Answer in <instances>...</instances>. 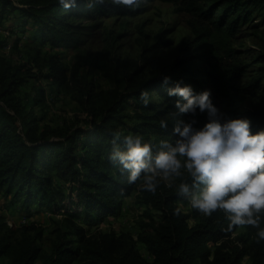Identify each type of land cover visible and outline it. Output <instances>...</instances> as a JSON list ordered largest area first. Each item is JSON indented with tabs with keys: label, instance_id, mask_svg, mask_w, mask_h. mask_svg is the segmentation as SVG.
<instances>
[{
	"label": "trees",
	"instance_id": "16d2710c",
	"mask_svg": "<svg viewBox=\"0 0 264 264\" xmlns=\"http://www.w3.org/2000/svg\"><path fill=\"white\" fill-rule=\"evenodd\" d=\"M161 1L172 3L178 11L191 16L193 41L198 39L192 47L188 45L191 60L166 75L170 78L167 84L163 83L165 76H160L111 93L103 108L91 111L90 125L86 128L41 126L39 119L17 96L24 78L11 69L0 72V188L4 195L10 196L12 204L20 203L26 211L46 206L54 214L63 212L71 218L82 214L85 220H90L115 214L123 197L135 191L137 202L146 207L147 213L156 211V218L150 216V231L138 238L151 261L141 256L135 247L136 241L125 234L102 233L89 242L83 238L80 228L76 229L79 246L71 244L61 234L43 257L36 243L39 232L36 237L25 236L13 243L4 236L0 238V259L7 257L9 264H35L38 259H41L40 264H242L243 257L248 256L249 264H264V240L258 241L256 235L248 234L243 240L245 244H235L230 237L239 225L229 230L223 211L202 216L192 226L188 219L197 215L182 210L179 215L174 214L178 203L187 200L178 191L182 178L176 179L174 188L161 181L153 194L143 190L139 180L128 184V171L109 159L115 139L113 133L119 135L121 146L124 136L143 135L153 144L154 150L162 140H175L171 132L160 127L162 110H156L151 101L145 105L141 91L156 90L161 96L169 97L168 87L179 81L182 85L190 84L194 92L199 93L201 84L197 77L203 75L206 78L201 79L202 83L211 81L223 97L236 103L255 95L264 78L263 65L258 76L239 82L250 64L235 58L232 49L224 47L223 51L210 41L213 33H219L223 39L234 37L255 14L264 21V0ZM86 6L81 0H76L75 6L69 8H64L59 0H0V19L14 14L16 29L23 31L25 25L30 24L34 29L33 39L42 45L75 46L79 40L73 36L71 27L74 24L68 17H85ZM97 6L100 11L111 14L127 12L133 15L136 12L135 8L107 2H97ZM257 60L264 62V46ZM205 64L218 69L220 75L214 79L206 71ZM47 68V78L64 83L65 66L49 60ZM226 87L233 89L234 94L230 95ZM171 97L175 102H185L179 96ZM129 100L135 101L140 109L137 123L132 126L123 122L125 116L121 113ZM257 106L252 110L234 111L236 117L250 120L253 133L264 129V100L263 106ZM169 107H176V103ZM190 119H195L196 126L200 127L207 121L206 111L201 113L197 109L194 116L188 114Z\"/></svg>",
	"mask_w": 264,
	"mask_h": 264
},
{
	"label": "rangeland",
	"instance_id": "374dc122",
	"mask_svg": "<svg viewBox=\"0 0 264 264\" xmlns=\"http://www.w3.org/2000/svg\"><path fill=\"white\" fill-rule=\"evenodd\" d=\"M88 10L85 17H68L73 36L79 40L77 45L60 44L42 45L33 39L34 29L30 24L23 31L17 30L15 19L8 14L0 19V72L11 69L24 81L17 89V96L27 109L39 119V124L53 128L72 129L86 128L90 125L91 111L101 109L113 92H122L124 88L137 86L150 79L169 75L180 69L184 62L191 60L189 46L194 35L191 31V16L177 10L176 5L161 0H142L136 12L111 14L100 11L97 2L101 0H81ZM211 1V0H209ZM17 2V0H14ZM115 4L112 0H102ZM118 5V4H116ZM122 6V5H120ZM134 9V8H133ZM204 25L206 23L203 22ZM210 41L221 50L224 47L234 51V57L250 64L239 82L248 81L261 73L264 62H259L257 56L264 46V21L255 14L249 24H243L234 37L223 39L219 33H213ZM49 60L66 67L65 81L59 84L52 78H47V63ZM228 61L229 59H226ZM214 79L220 73L210 65H204ZM172 74V73H171ZM197 77L201 85L198 91L210 90L211 100L218 109V115L236 117L235 110H252L255 106H263L264 78L257 93L240 102L229 101L220 94L209 82H201L206 76ZM232 86L231 83H227ZM230 95L234 90L226 87ZM149 101L156 110H162V117L167 121L168 132H172L178 119L188 120V114L180 113L177 107L170 108L175 100L171 96H161L158 91L147 90ZM38 99V102H35ZM122 109L125 116L123 122L127 126L137 123L140 112L133 100ZM169 106H166L168 105ZM206 111V119L208 120ZM155 136H151V139ZM167 186L168 183L163 181ZM57 184V180L54 181ZM176 180L170 188H174ZM184 213L197 215L188 219L189 225L197 223L200 217H207L191 208L188 200L178 203ZM146 207L136 200V192L123 197L120 208L115 214L102 219L85 220L83 215L71 218L66 213H52L48 207L24 210L20 203H11L10 196H5L0 188V238L8 236L11 243L25 236L36 237L40 246L41 257L48 253L52 243L63 234L71 244L79 246V235L76 229L82 230L85 240L92 242L102 233L115 232L125 234L136 241L135 247L141 256L151 261L145 246L138 239L150 231V216L156 218V211L146 212ZM261 227H264V213H261ZM256 228L244 225L238 226L231 235L235 244L242 246L246 236H255ZM38 259L35 264H40ZM0 264H9L7 257L0 259ZM69 264H78L69 263ZM242 264H249L248 256H244Z\"/></svg>",
	"mask_w": 264,
	"mask_h": 264
},
{
	"label": "clouds",
	"instance_id": "9594fccd",
	"mask_svg": "<svg viewBox=\"0 0 264 264\" xmlns=\"http://www.w3.org/2000/svg\"><path fill=\"white\" fill-rule=\"evenodd\" d=\"M102 2V0H101ZM129 8L140 6L142 0H112ZM64 8L73 7L76 0H59ZM165 76L163 83L167 84ZM169 96H179L176 107L180 113L195 115L197 109L207 111L208 120L200 127L196 120L178 119L172 129L174 142L162 140L156 150L143 135L128 134L123 137L113 133L109 159L128 171V184L141 181V188L155 193L161 181L171 186L182 178L179 194L185 197L191 208L204 215L223 211L229 230L233 226H252L256 236L264 240L261 213H264V129L253 133L250 120L243 117H224L211 100V92L205 89L194 92L190 84L177 81L168 87ZM144 104L149 103L147 90L140 93ZM167 128V121L159 122ZM181 208L174 209L179 215Z\"/></svg>",
	"mask_w": 264,
	"mask_h": 264
}]
</instances>
